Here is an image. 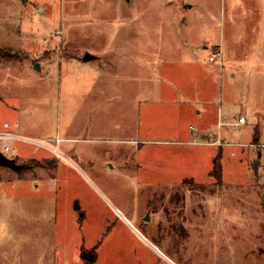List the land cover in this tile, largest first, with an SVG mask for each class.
Masks as SVG:
<instances>
[{
	"label": "rangeland",
	"instance_id": "rangeland-1",
	"mask_svg": "<svg viewBox=\"0 0 264 264\" xmlns=\"http://www.w3.org/2000/svg\"><path fill=\"white\" fill-rule=\"evenodd\" d=\"M0 47V131L22 137L4 154L25 166L0 165V264H171L155 248L176 264H264V0H0ZM84 50L95 58L83 62ZM131 55L133 69L119 68ZM115 72L148 79L154 101L118 98L131 86L114 85ZM190 77L205 103L165 97L161 79ZM218 107L226 144L177 142L215 131ZM57 136L72 139L57 148ZM131 136L170 141L138 153L117 143ZM156 180L180 188V238L141 226Z\"/></svg>",
	"mask_w": 264,
	"mask_h": 264
},
{
	"label": "crops",
	"instance_id": "crops-1",
	"mask_svg": "<svg viewBox=\"0 0 264 264\" xmlns=\"http://www.w3.org/2000/svg\"><path fill=\"white\" fill-rule=\"evenodd\" d=\"M194 4L193 3H185L184 4V9L185 12L186 10H189ZM185 12L182 13V22H185L186 20V16H184ZM183 40L180 39V42H182ZM184 43V42H183ZM182 43V44H183ZM185 45V44H184ZM187 45H185L186 47ZM143 51V50H142ZM86 52L85 50L82 52V54ZM88 52V51H87ZM115 52H120V51H115ZM126 52H127V49H126ZM144 52V51H143ZM132 53H133V50H132ZM195 55V54H194ZM202 57V58H201ZM198 56V55H195V62L197 64H201V63H204L206 61V63H209L210 61L209 60H206L205 57L203 56ZM95 58V56L93 57ZM116 58V57H115ZM133 55L129 56V57H126L124 58V64L119 66V68L122 69V67L124 66L125 70H131L133 69ZM90 60V59H88ZM83 62L87 63L88 61L87 60H83ZM227 64V62H225ZM118 66V63H116ZM222 65V64H221ZM116 68V67H115ZM140 69L143 71L144 69V58L141 62V65H140ZM119 76L116 77V76ZM231 75L233 76V73H231ZM121 77V78H120ZM119 79V80H117ZM118 81V82H117ZM144 81H147L148 82V79L144 80V77H141V79L137 80L136 83L134 82V79L132 78V76L130 75V77H127V75L123 78V74H119L117 72H115V75L112 77V82L114 85H116V83H118L120 86H122V83H124L125 85L127 84L128 86H131V89L128 88V90L125 93L126 98L125 96L121 95L118 97V98H121V97H124L125 100L127 101H136V102H144V103H150V100H153L150 98V95H149V87L147 86V88H144L145 86V82ZM175 82H173V80L171 79H161L160 80V83H164V85H169V86H172V88H163V93L166 97V95H169V96H172V93H176L178 94L180 98H184L183 100L187 99V100H193L194 99L198 102V100H203L204 103H205V99L203 97H201V94H199V92H204V89L199 86H202L203 85V81L200 80V78H194V77H190V78H183V79H176L174 80ZM136 84L137 85V88H139V91L141 92H138L137 94H134L133 90H132V86ZM147 84V83H146ZM127 86V87H128ZM186 86H189V87H186ZM193 86V87H192ZM193 91V92H192ZM181 94V95H180ZM136 95V96H135ZM155 99V98H154ZM158 99V98H157ZM179 99H176L174 96H173V101L174 102H178ZM154 101V100H153ZM162 101V100H161ZM204 105V104H203ZM178 107H180V104L178 105ZM223 113L225 114L226 118H227V115H228V111L226 112H223L222 109H220L219 107L217 108V120L220 118L223 117ZM240 116H244L243 114H241ZM239 116V117H240ZM245 117V116H244ZM227 122V121H226ZM225 122V123H226ZM222 124V121L221 120H218L217 121V127H216V130L214 131V128L211 129V127L207 126V125H204L202 126L198 132L196 134H193V133H190V134H186V139H180V140H177V142H195V141H192L191 140V135H195L196 138H204V137H207L209 140L207 141H202L201 139H199L198 141H196L197 143H200V142H206L207 144H211V145H219L221 146L222 144H226V142H224V138L221 137V131H219V126ZM90 126H87L85 128V132L86 131H90L89 128ZM84 130V129H83ZM140 130L137 129V133L139 132ZM91 136H85L83 137V141H95V140H99L98 138H90ZM64 139H72V138H64V137H50V140L52 141L53 144H55L58 148V146L60 145L61 143V140ZM119 141H117V143H121V144H124L125 147L127 146H135L136 149L138 150V153L140 150H145V146H143L142 144H153V143H167L168 141L170 140H167L166 138H161V139H150V138H142V137H138V136H131V137H120L118 138ZM173 141V140H172ZM229 143V142H227ZM128 144V145H126ZM252 144V143H250ZM50 149V148H49ZM143 151H141L143 153ZM137 165L139 167H142L143 165H145L143 159H142V162H141V159H140V163H137ZM137 176L141 179H149V177L145 176L144 174H137ZM125 217V216H124ZM155 251L161 255L162 253L160 251H157V249L155 248ZM164 254V253H163ZM165 255V254H164ZM162 256V255H161ZM163 257V256H162ZM165 258V257H164ZM166 259V258H165ZM167 260V259H166ZM168 261V260H167ZM169 262V261H168Z\"/></svg>",
	"mask_w": 264,
	"mask_h": 264
},
{
	"label": "flooded vegetation",
	"instance_id": "flooded-vegetation-1",
	"mask_svg": "<svg viewBox=\"0 0 264 264\" xmlns=\"http://www.w3.org/2000/svg\"><path fill=\"white\" fill-rule=\"evenodd\" d=\"M120 149V148H115ZM115 165H117V169H122L121 166L123 165L121 157L115 158ZM111 167H113V164H110ZM137 184L142 183V185H146L148 187H151L150 180L149 179H141L139 177H136ZM158 182H155L150 194L146 196V202L144 205V213H146L145 218H142L141 226L143 229H145L149 234H152L154 237H157L159 241H162L164 238V235L169 232L170 229H173L175 239L180 238L181 228L183 227V206L181 205V191L180 188H174L173 190L169 191L165 187V182L163 180H156ZM160 184H162L160 186ZM150 185V186H149ZM168 191V192H167ZM74 206L75 209L78 211L81 219H83L85 215V211L83 210L82 206L77 202ZM187 208L184 206V209ZM144 216V215H143ZM123 221H125L127 224L131 225V223L128 221L127 217H124V215L121 216ZM106 224V230L110 231L112 227L114 226V221H109L106 218L105 221ZM157 251H160L163 257H165L169 263L176 264L173 262L169 256L165 254V252H162L159 248H156ZM165 255H164V254Z\"/></svg>",
	"mask_w": 264,
	"mask_h": 264
},
{
	"label": "trees",
	"instance_id": "trees-1",
	"mask_svg": "<svg viewBox=\"0 0 264 264\" xmlns=\"http://www.w3.org/2000/svg\"><path fill=\"white\" fill-rule=\"evenodd\" d=\"M6 56H7V54H6L5 49L3 47H0V59H6ZM258 140H259V130L257 128H255L254 133H253V139H252L251 143L259 146L260 143ZM13 157L11 156L9 158L14 159ZM14 161H15V159H14ZM255 162H256V164H254ZM258 162H259L258 159H257V161L252 162V167L254 169V173H256L258 171V167H259L258 165H260V164H258ZM19 165H20L19 171L25 168V166L23 164H19ZM210 173L216 178V181L218 183H221V181H222L221 180L222 169H221V164L219 162V158H215L212 169L210 170Z\"/></svg>",
	"mask_w": 264,
	"mask_h": 264
},
{
	"label": "built area",
	"instance_id": "built-area-1",
	"mask_svg": "<svg viewBox=\"0 0 264 264\" xmlns=\"http://www.w3.org/2000/svg\"><path fill=\"white\" fill-rule=\"evenodd\" d=\"M244 121H245V117L240 116L238 120L235 122V124L237 125L238 123L244 122ZM8 126L9 125L7 122L3 123V127H8ZM10 139H22V137H20L18 134L14 132L0 131V152L2 154H4V152L9 150L8 140Z\"/></svg>",
	"mask_w": 264,
	"mask_h": 264
},
{
	"label": "water",
	"instance_id": "water-1",
	"mask_svg": "<svg viewBox=\"0 0 264 264\" xmlns=\"http://www.w3.org/2000/svg\"><path fill=\"white\" fill-rule=\"evenodd\" d=\"M93 57H94L93 55L89 54V52L86 51V52H84L83 60H88V59H91ZM36 65H38V64H36ZM0 165L12 167L14 169H19V167H20V165L17 164L14 161V159L7 157L6 155L2 154L1 152H0ZM83 256L86 259H92L93 258V254L91 252H84Z\"/></svg>",
	"mask_w": 264,
	"mask_h": 264
}]
</instances>
